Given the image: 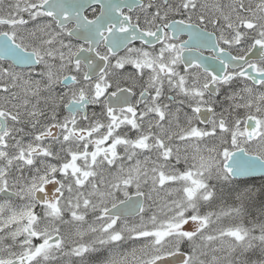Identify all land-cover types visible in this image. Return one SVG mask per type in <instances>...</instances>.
<instances>
[{"label":"snow or ice","instance_id":"1","mask_svg":"<svg viewBox=\"0 0 264 264\" xmlns=\"http://www.w3.org/2000/svg\"><path fill=\"white\" fill-rule=\"evenodd\" d=\"M0 264H264V0H0Z\"/></svg>","mask_w":264,"mask_h":264},{"label":"flooded vegetation","instance_id":"2","mask_svg":"<svg viewBox=\"0 0 264 264\" xmlns=\"http://www.w3.org/2000/svg\"><path fill=\"white\" fill-rule=\"evenodd\" d=\"M206 55H208V53H206Z\"/></svg>","mask_w":264,"mask_h":264}]
</instances>
